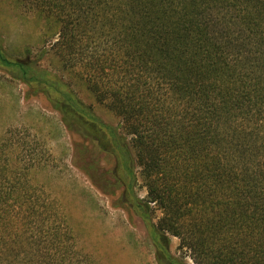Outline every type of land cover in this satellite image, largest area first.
<instances>
[{"label": "trees", "instance_id": "16d2710c", "mask_svg": "<svg viewBox=\"0 0 264 264\" xmlns=\"http://www.w3.org/2000/svg\"><path fill=\"white\" fill-rule=\"evenodd\" d=\"M20 1L60 23L52 49L64 70L86 78L122 131L39 64L47 51L11 58L0 40V68L83 138L92 177L121 189L158 257L186 264L171 254L172 235L197 264H264V0ZM1 152L0 264H84L62 207L53 212L17 169L7 174ZM151 203L163 211L157 223Z\"/></svg>", "mask_w": 264, "mask_h": 264}, {"label": "rangeland", "instance_id": "374dc122", "mask_svg": "<svg viewBox=\"0 0 264 264\" xmlns=\"http://www.w3.org/2000/svg\"><path fill=\"white\" fill-rule=\"evenodd\" d=\"M60 29V23L34 2L0 0V40L8 56L24 58L29 49L30 57L37 59L40 52L47 51L39 64L70 80L80 98L122 131L120 117L96 100L86 78L64 70L61 57L52 49ZM82 143V137L66 129L60 113L43 93H34L0 68V149L1 163L9 165L6 173L17 169L13 176L28 180L40 200L50 199L56 204L53 212L62 207L72 234L85 252L84 264L87 260L93 264H167L158 257L149 225L122 198L121 189H107L94 180L89 160L78 150ZM111 167L100 158V176L114 183L107 173ZM135 194L144 202L148 200L141 178ZM151 207L157 223L163 211L155 203ZM170 238L174 257L186 264H197L190 251L180 246L178 237Z\"/></svg>", "mask_w": 264, "mask_h": 264}, {"label": "flooded vegetation", "instance_id": "af4514ba", "mask_svg": "<svg viewBox=\"0 0 264 264\" xmlns=\"http://www.w3.org/2000/svg\"><path fill=\"white\" fill-rule=\"evenodd\" d=\"M165 261H166L167 264H170L169 262H167L168 261L167 259H165Z\"/></svg>", "mask_w": 264, "mask_h": 264}]
</instances>
